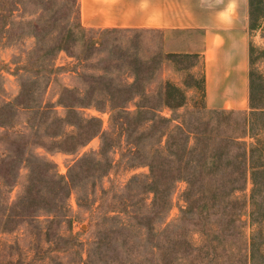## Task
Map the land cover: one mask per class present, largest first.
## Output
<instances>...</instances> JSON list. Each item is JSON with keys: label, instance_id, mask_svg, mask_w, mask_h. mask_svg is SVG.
Returning <instances> with one entry per match:
<instances>
[{"label": "rangeland", "instance_id": "obj_1", "mask_svg": "<svg viewBox=\"0 0 264 264\" xmlns=\"http://www.w3.org/2000/svg\"><path fill=\"white\" fill-rule=\"evenodd\" d=\"M248 1L247 106L211 109L202 59L165 34L87 29L79 0H0V264H264L248 162L264 0Z\"/></svg>", "mask_w": 264, "mask_h": 264}, {"label": "crops", "instance_id": "obj_2", "mask_svg": "<svg viewBox=\"0 0 264 264\" xmlns=\"http://www.w3.org/2000/svg\"><path fill=\"white\" fill-rule=\"evenodd\" d=\"M79 17L87 29H151L165 34L164 44L174 52L202 59L208 108L247 106L248 0H79ZM175 35L181 39L174 40Z\"/></svg>", "mask_w": 264, "mask_h": 264}, {"label": "trees", "instance_id": "obj_3", "mask_svg": "<svg viewBox=\"0 0 264 264\" xmlns=\"http://www.w3.org/2000/svg\"><path fill=\"white\" fill-rule=\"evenodd\" d=\"M248 162H250V169H251L253 176L259 171L264 172V151L259 148L258 144H253L250 150V156H249ZM258 162H260V164ZM254 206H257V204L254 203ZM255 246H256V243L253 238V242L251 243V248H252L251 259H254V256H255V250H254Z\"/></svg>", "mask_w": 264, "mask_h": 264}]
</instances>
